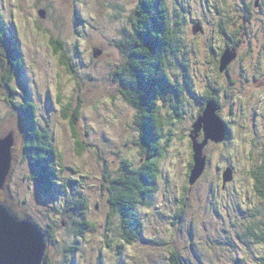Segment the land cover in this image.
Listing matches in <instances>:
<instances>
[{
	"label": "rangeland",
	"instance_id": "1",
	"mask_svg": "<svg viewBox=\"0 0 264 264\" xmlns=\"http://www.w3.org/2000/svg\"><path fill=\"white\" fill-rule=\"evenodd\" d=\"M236 1L167 0L171 10L179 7L182 39L190 49L187 71L178 67L176 73L184 90L183 117L164 135L169 142L159 166L162 173L154 202L141 209L144 235L125 243L118 217L107 221L112 209L105 175L109 171L113 176L125 158L136 165L143 159L136 143V110L113 80L114 70L126 61L117 42L134 31V11L140 0H0V30L11 27L20 38L26 63L22 77L29 81L40 124L54 137L68 167L62 170L60 183L77 180L65 185L55 200L38 194L37 169L24 150L27 129L20 110L11 103H24L26 94L20 77L11 79L17 91L13 95L2 85L6 81L2 69L9 64L8 44L0 39V136L15 130L12 167L5 188H0V201L7 200L18 217L33 218L44 235L52 227L50 264H72L73 260L76 264H171L175 248L184 264L259 262L264 242L252 240L245 231L261 219L264 209L252 175L264 154V27L260 21L248 24V31L254 32L250 35L230 27L227 22H237L239 14L231 8ZM223 4L229 9L220 16L217 11ZM221 21L229 32L237 31L235 39H243L240 58L232 55L223 73L210 54L212 46L218 47V53L224 48ZM229 50L233 52L224 51L231 54ZM64 56L74 64L73 71L62 63ZM231 79L236 80L232 85ZM210 86L217 88L218 113L231 135L208 140L205 165L195 175L193 139H206L203 129L199 134L195 131V120L204 115L202 100ZM77 109L80 116L74 127L71 117ZM80 143L88 145L82 150ZM86 203L91 226L81 239V249L68 255V244L79 242L73 216H82ZM71 206L76 208L72 211ZM119 243L125 244L121 252Z\"/></svg>",
	"mask_w": 264,
	"mask_h": 264
},
{
	"label": "trees",
	"instance_id": "2",
	"mask_svg": "<svg viewBox=\"0 0 264 264\" xmlns=\"http://www.w3.org/2000/svg\"><path fill=\"white\" fill-rule=\"evenodd\" d=\"M240 4H242L240 0H237L233 6L237 12H239L237 7ZM223 5L226 7L225 4ZM178 9L179 7H177V10H171L167 0H140L134 11V31L125 35L124 40L117 42L121 47V51L126 53V61L123 62L121 67L116 65L118 68H114L113 80L119 84V91L123 99L136 110L133 117L134 124L138 129L136 143L143 158L139 165H136L133 160L125 158L113 176L109 175V171L105 175L110 182L107 188L112 209L107 221L112 222L115 216L118 217L119 234L125 240V243H132L144 235V217L141 209L143 207L149 208L154 202V193L157 191L162 173L159 166L162 163L161 160L166 157L169 142L167 138H164V135L167 128L174 129L175 120L180 119L181 116L183 117L180 104L184 101L182 96L184 90L177 83L180 76L176 73L178 67H181L182 71H187L190 49L187 50V45L182 39L181 28L179 27L180 21L177 19L180 14ZM223 10L224 8L221 9L222 13ZM217 12L215 11L213 14H217ZM218 14L220 15L219 12ZM240 14L242 13L239 12L237 16ZM222 23L225 24L221 21L219 30L227 33V35L221 33L222 37L226 42L231 39L229 43L234 45L238 42L234 36L237 31L229 32L223 27ZM199 24L201 27L203 26L202 23L199 22ZM0 39L8 44L6 53L8 55L7 63L9 64L2 69L3 79L6 78V81L1 84L6 86L9 92L8 95H13L17 91L11 79L20 77V83H23L21 87L26 94L24 103L13 101L11 103L20 110L27 129L24 150L30 164L37 169L35 179L38 184V194L55 200L56 195L62 192L64 187L66 188L65 185H72L77 180L67 178V181L62 179V183H60V178L63 176L62 170L68 167L65 166L63 154L59 146L55 144L54 137L48 129L40 124L37 117V102L32 97L29 81L22 77L26 72V63L19 36L13 28L3 26ZM54 42L58 43L59 41L55 39ZM242 42L243 39H239L237 44L239 55L241 54L240 46ZM57 45V49L60 50L62 45L60 43ZM212 49L211 59H215V64H217L221 73L226 72L230 62L224 69L222 68L221 60L225 53L224 48H219L221 51L219 53L217 52L218 47L212 46ZM239 55H236V59L240 58ZM63 59L62 63L68 65L69 69L73 71L74 64L70 62V59L65 56ZM241 63L245 65V59L242 58ZM235 81L231 79V85ZM216 89L215 86H210L206 90V95L202 100V110L206 108L209 101H215L219 107L221 106L220 96ZM167 93L168 95H166ZM66 107L69 108V106ZM79 116L80 111L77 109L71 117V123L74 124V127ZM230 135L228 128L226 136L229 138ZM82 143L79 144V149L83 150L88 144ZM259 162L258 168L252 172V175L256 179V189L260 197L264 199V154ZM191 164H194V160ZM79 201L78 199L75 205H80ZM86 206H88L87 203L82 206L80 212L82 216H73L72 222L78 229L80 243L77 239L74 243L68 244L65 249L68 255L74 256L81 249V239L85 237V230L91 226V221L86 218ZM73 208H76V206L70 207L72 211ZM255 215L256 212L253 213V216ZM260 218L259 221H253L245 233L252 240L262 243L264 242V209L260 210ZM37 224L42 229L41 225ZM49 228L51 230L44 229L47 232L45 235L47 248L43 264H50L53 260L48 245L54 241V236L52 235V227ZM242 236V234H239V237L242 238ZM124 245L118 244V247L121 248L119 252L124 249ZM170 261L171 264H184L177 248L173 249ZM72 264H76V262L73 260ZM257 264H264V254Z\"/></svg>",
	"mask_w": 264,
	"mask_h": 264
},
{
	"label": "water",
	"instance_id": "3",
	"mask_svg": "<svg viewBox=\"0 0 264 264\" xmlns=\"http://www.w3.org/2000/svg\"><path fill=\"white\" fill-rule=\"evenodd\" d=\"M45 15V10H43ZM224 53V69L234 55ZM219 106L215 101H209L204 109V115L196 120V132L204 130L206 139H193L195 175L199 174L205 165L204 148L210 139L224 140L227 126L217 113ZM15 143V131L0 136V188H5L12 167V146ZM193 167V168H194ZM195 171V170H193ZM192 171V172H193ZM194 173V172H193ZM47 243L40 226L28 217L20 218L11 209L7 200L0 201V264H43Z\"/></svg>",
	"mask_w": 264,
	"mask_h": 264
},
{
	"label": "flooded vegetation",
	"instance_id": "4",
	"mask_svg": "<svg viewBox=\"0 0 264 264\" xmlns=\"http://www.w3.org/2000/svg\"><path fill=\"white\" fill-rule=\"evenodd\" d=\"M240 2L242 4H240L239 7H237V6L236 7L239 10V12H241L242 14H240L239 16H237V18H235L237 20V22H231V21L227 22L230 25V27L234 26V28H238L240 31L245 30L244 34H246V35H250V34L254 33V32L248 31V27H247L248 24L252 25L253 23L256 24V22L260 21L264 27V0H240ZM231 8H233V7H231ZM225 9H229V7H224V10ZM224 10H223V12H224ZM246 11H247V13H246ZM218 12L220 13V15H222V14L226 15L227 10L224 13H222L221 10ZM238 22H241V23L237 24ZM221 33H225L227 35L226 32L221 31ZM230 41H231V39L228 40V42H226L224 40V50L226 48L233 49L232 51L238 56L239 55V49H238L237 44L239 43V40L237 43H234V45H231L229 43Z\"/></svg>",
	"mask_w": 264,
	"mask_h": 264
},
{
	"label": "bare ground",
	"instance_id": "5",
	"mask_svg": "<svg viewBox=\"0 0 264 264\" xmlns=\"http://www.w3.org/2000/svg\"><path fill=\"white\" fill-rule=\"evenodd\" d=\"M175 119V118H174Z\"/></svg>",
	"mask_w": 264,
	"mask_h": 264
}]
</instances>
